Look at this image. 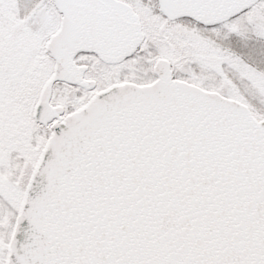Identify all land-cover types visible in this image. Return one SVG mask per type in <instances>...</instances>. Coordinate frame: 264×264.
Masks as SVG:
<instances>
[{"label": "snow or ice", "instance_id": "obj_1", "mask_svg": "<svg viewBox=\"0 0 264 264\" xmlns=\"http://www.w3.org/2000/svg\"><path fill=\"white\" fill-rule=\"evenodd\" d=\"M0 264H264V0H0Z\"/></svg>", "mask_w": 264, "mask_h": 264}]
</instances>
